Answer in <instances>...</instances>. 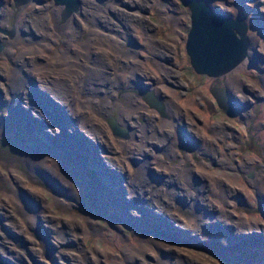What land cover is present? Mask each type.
I'll list each match as a JSON object with an SVG mask.
<instances>
[{"label": "rangeland", "instance_id": "1", "mask_svg": "<svg viewBox=\"0 0 264 264\" xmlns=\"http://www.w3.org/2000/svg\"><path fill=\"white\" fill-rule=\"evenodd\" d=\"M208 1L248 21L251 67L194 70L185 0H81L70 25L54 0H0L15 31H0L12 41L0 50V264H264V0ZM101 57L111 65L93 78ZM127 57L146 61L150 78L118 84ZM154 85L176 113L145 99ZM216 85L248 129L218 106ZM127 93L141 107H126L122 123ZM110 115L129 137L113 133ZM157 131L162 142L139 141ZM24 150L68 182L29 167Z\"/></svg>", "mask_w": 264, "mask_h": 264}, {"label": "water", "instance_id": "2", "mask_svg": "<svg viewBox=\"0 0 264 264\" xmlns=\"http://www.w3.org/2000/svg\"><path fill=\"white\" fill-rule=\"evenodd\" d=\"M30 0H14L16 8ZM81 0H54L62 4V18L79 8ZM190 9L191 25L186 38V51L191 65L198 73L218 77L237 66L247 55L249 39L247 35L248 21L244 17L231 16L216 11L208 0H185ZM0 31L10 33L14 29L5 28L0 21ZM4 44L0 41V50ZM211 93L218 105L229 115H234L237 109V99L231 96L224 86H213ZM145 99L163 112L161 101L156 96L142 92ZM107 121L114 134L129 137V129L122 126L114 115Z\"/></svg>", "mask_w": 264, "mask_h": 264}, {"label": "bare ground", "instance_id": "3", "mask_svg": "<svg viewBox=\"0 0 264 264\" xmlns=\"http://www.w3.org/2000/svg\"><path fill=\"white\" fill-rule=\"evenodd\" d=\"M28 2H26V3H24V4H22L21 5V7L22 6H26V4H27ZM61 6H63L62 4H60ZM80 5H81V1H80V3H79V8H78V10L76 11V12H79V9H80ZM76 12H74V13H76ZM73 12L72 13H70L69 15H66L64 18H63V20H66V19H68L71 15H73L74 14ZM14 19V22L15 23H13L14 24V28L16 29V21H15V17L13 18ZM0 21H1V24H3L4 22L0 19ZM71 22H72V19H68L66 22H65V24H67V25H70L71 24ZM98 25H100L101 26V24H99L98 22H96ZM5 24V23H4ZM96 26V25H95ZM98 27V26H97ZM114 34H117L116 32H113ZM16 36H15V38H20V36H23V34L17 29V31H16V34H15ZM1 36V35H0ZM2 38V37H1ZM0 41L3 43V44H6V48H4V49H7V50H9V51H11V48H10V46H12V41H9V40H7L6 38H2V39H0ZM107 41H108V47H109V45L110 46H112V47H116V48H118L117 47V45L120 43V41H121V36L119 37V38H115V37H111V38H109V39H107ZM144 44L145 45H148L149 44V42L147 41V40H145L144 41ZM5 46V45H4ZM144 45L143 44H141V47H143ZM74 49V48H73ZM135 51L136 52H139L138 51V49H135ZM248 53H249V50H248ZM111 55V54H110ZM109 55V56H110ZM124 56H126L127 55V53L124 51V54H123ZM138 56V55H137ZM91 57H93V56H91ZM139 57V56H138ZM145 58V57H144ZM95 58H93V60H94ZM112 60H116L115 58H113ZM119 60H121V59H119ZM127 60H131L130 58H126V59H123V60H121L122 62H123V64L121 63L120 65H119V73H116V77H117V83L118 84H125L127 81H129L131 84H134V83H137L136 85H139L138 83H140L141 82V80H142V76H141V74L144 72V70H145V68H144V66H146V61H142L141 59H139V58H137L136 60H132L133 62H136V64L134 65V63L132 62V61H127ZM111 61V60H110ZM113 63H114V61H113ZM251 60H249V59H244V60H242L237 66H235V68L237 67V68H239V67H244V68H249V67H251ZM98 67H92L94 70H92V72H93V78H98V76L99 75H101V74H105L104 73V70L105 69H103L104 67H108V66H110L111 64L108 62V61H106V60H104V59H102V57H101V59L99 60V62H98ZM131 66H134V68H132V69H129V67H131ZM144 69V70H143ZM31 70V69H30ZM142 72V73H141ZM149 71L147 70V73L146 72H144V75L146 74V76L147 77H149L150 78V76H151V74H149L148 73ZM112 73V72H111ZM111 73L110 74H108V76H110L111 75ZM140 74V76H138ZM143 77H145V76H143ZM141 79V80H140ZM162 87V86H161ZM161 87L159 86H156L155 87V85L154 86H151V89H145V91L144 92H146V93H149V94H153V95H155L156 96V98H157V100H160L161 101V104H160V106H162V109H163V112L162 111H160L157 107V109L163 114V113H165L167 110L169 111L170 110V112H173V113H176L177 112V109H178V105H177V103L174 101V100H171V99H169V97L168 96H166L165 94V96H162V94H161ZM160 88V89H159ZM210 91H211V89H210ZM126 96H128V98H129V100H128V103H126L125 104V106L123 105V104H119L120 105V108H119V110H120V120H121V122L123 123V122H127V121H125V117H124V114H128V116H131V113L129 112V111H126V107H131L134 103H135V105H133L132 107H134L135 109H137V108H140L141 107V105H139V104H137V98H135L133 95H130V94H126ZM216 100V99H215ZM15 102H16V100H15ZM217 102V101H216ZM150 104V103H149ZM218 104V103H217ZM219 106V105H218ZM220 107V106H219ZM221 108V107H220ZM223 109V108H222ZM223 111H224V109H223ZM225 112V111H224ZM237 113V114H236ZM236 114V115H235ZM234 115H235V118H237L240 122H242V125H241V127L243 128V129H248V124H247V121H245L244 119H243V115H242V113H240V111L239 112H237V109H236V112L234 113ZM234 115H231V116H234ZM36 118V117H35ZM76 121V120H75ZM171 123V122H170ZM127 124V123H126ZM84 125V124H83ZM92 127H90V128H88V129H90L89 131L92 133V129H91ZM143 128V127H142ZM0 129H1V126H0ZM2 130V129H1ZM90 133V134H91ZM134 133V132H133ZM92 136H93V134H91ZM155 135V136H154ZM40 136V135H39ZM134 136V135H133ZM96 138H99V136L98 135H96ZM135 138H136V136H135ZM134 138V139H135ZM151 138H154L155 139V141L154 142H158V141H163L162 139H161V132H159V131H157V132H155V133H152L150 136H148V135H145L144 133H143V137H140L139 138V141H142L143 143H149V141H150V139ZM97 142V141H96ZM99 144H101V142H98ZM130 143V142H129ZM137 143V142H136ZM136 143H135V141H133L132 142V144L130 145V147H129V149H132L133 147H136L137 145H136ZM98 144V145H99ZM122 144H125V142H122ZM144 145V144H143ZM99 147H100V145H99ZM96 148H97V146H96ZM25 151V150H24ZM175 151L174 150H171V149H169V153L170 154H173ZM23 155V158L22 159H24L27 163H28V165H29V167H41V166H44L45 168H48V169H50V171H53V173H55L56 174V176H54L53 178V180H54V182H56V184L57 185H59L60 184V182L62 183V180H64V182L66 181V182H68L67 181V178L66 177H62L61 176V174L59 173V171H56L54 168H55V166H53V167H51V166H49L48 164H47V161L46 160H48L47 159V157H45L44 155H38V156H36L35 154H33V153H31V152H28V151H25V153L24 154H22ZM44 167H42V168H44ZM29 171V173H30V170H28ZM48 171V170H47ZM59 173V174H58ZM13 175V174H12ZM11 177V176H10ZM16 177H17V180L19 179L20 181H22V183H25V182H23V178H22V176H20L19 177V174H17L16 175ZM3 178H5V177H3ZM13 179V178H12ZM14 180V179H13ZM17 180H15V181H17ZM18 180V182L20 183V181ZM66 185V184H65ZM67 187V186H66ZM71 187V186H70ZM264 189V186H262V190ZM65 190H67L68 192H71L72 194L74 193V195H77V193H75L73 190H72V188H69V187H67V188H65ZM14 196V195H13ZM29 215V214H28ZM30 217V216H29ZM27 219H28V217H26ZM31 219V218H30ZM32 220L35 222L36 220H35V217L33 216L32 217ZM30 221V220H29ZM32 221V222H33ZM45 233H47V232H45Z\"/></svg>", "mask_w": 264, "mask_h": 264}]
</instances>
